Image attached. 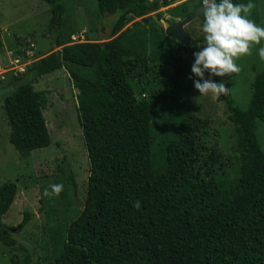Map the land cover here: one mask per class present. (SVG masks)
Masks as SVG:
<instances>
[{
    "label": "trees",
    "instance_id": "trees-1",
    "mask_svg": "<svg viewBox=\"0 0 264 264\" xmlns=\"http://www.w3.org/2000/svg\"><path fill=\"white\" fill-rule=\"evenodd\" d=\"M43 1L52 12L56 47L62 48L37 56L25 72H12L17 84L2 100L12 128L9 140L21 157H28L51 144L44 117L48 99L33 84L65 69L76 91L90 175L79 214L62 230L55 264H264V149L257 133L264 122V68L250 85L247 108L231 96L223 98L234 127L232 162L209 141L210 120L195 111L181 106L161 122L160 133L155 126L157 110L161 114L169 103L180 105L183 93L194 89L192 53L204 45V36L192 38L188 46L165 34L166 58L152 64L122 43L123 34L102 43L89 42L86 35L88 42L72 44L65 0ZM96 1L98 14L116 17L114 35L134 18L157 26L150 14L171 4ZM200 6L201 0H187L170 9V24ZM35 48L30 43L13 51L23 62ZM5 50L0 30V54ZM160 142H166L164 156L156 162ZM66 179L73 182L72 173ZM17 192L15 182L0 186V243L10 248L18 244L17 228L4 218ZM25 215L23 225L31 216ZM12 263L22 264L14 258ZM24 264H31L29 254Z\"/></svg>",
    "mask_w": 264,
    "mask_h": 264
},
{
    "label": "rangeland",
    "instance_id": "rangeland-1",
    "mask_svg": "<svg viewBox=\"0 0 264 264\" xmlns=\"http://www.w3.org/2000/svg\"><path fill=\"white\" fill-rule=\"evenodd\" d=\"M167 1L171 3L169 6L150 14L153 17L161 13L164 27L171 25L169 20L172 14L169 10L187 0ZM251 3L253 7L249 18L264 26V0ZM65 5V16H69L65 26L74 36L83 33L89 35L92 41L102 43L123 34L122 43L139 51L152 64L165 60L167 38L153 20L134 18L114 35L116 17L98 14L96 0H65ZM51 18L50 6L43 0H0V30L5 47L14 51L23 50L33 42L36 45L33 61L37 60V56L60 50L62 47H56L55 28H50ZM202 21L203 16H199L186 26L192 38L204 36L200 31ZM260 46L253 44L250 54L235 60L240 68L238 73L222 77L228 88L226 94L200 96L197 90L192 89L183 93L180 105L169 103L161 110V114L157 110L154 115L157 131L160 133L161 122L169 114L184 106L188 111H195L210 120L209 141L217 145L227 159L235 162L234 127L229 119L231 111L223 98L231 96L241 107L247 108L251 96L250 85L264 68V61L257 55ZM2 56L4 63H7L6 54ZM13 75L16 74L8 72L5 80L0 83V89L4 86L0 93V186L6 182L18 184L15 202L4 218L6 224L17 228L13 236L18 244L10 248L0 243V264H13L12 258L24 264L28 254L31 256V264H55V257L65 237L62 230L79 214L90 175V161L77 109L76 91L65 69L47 74L33 84L37 91L45 92L48 99L44 117L51 144L32 151L28 157H21L9 140L12 128L2 100L17 84L11 81ZM207 75L205 73V78ZM257 133L264 149V122L258 124ZM165 144L160 142L156 146V162L163 159L162 147ZM61 168L66 175L60 171ZM71 173L73 182L69 183L66 177ZM63 179L64 182H61ZM51 184L63 185L58 196L44 195L45 189L51 191ZM26 213L31 216L23 225Z\"/></svg>",
    "mask_w": 264,
    "mask_h": 264
},
{
    "label": "clouds",
    "instance_id": "clouds-1",
    "mask_svg": "<svg viewBox=\"0 0 264 264\" xmlns=\"http://www.w3.org/2000/svg\"><path fill=\"white\" fill-rule=\"evenodd\" d=\"M252 7L251 0H248V3H234V0H201L203 21L200 31L204 33V45L192 53L194 59L191 63L189 76L194 89L200 96L226 94L228 88H226L225 82H216L212 77H224L226 74L238 73L240 68L235 60L242 55L250 54L253 44L261 45L257 49V55L261 61H264V44H262L264 26L249 18ZM83 35L85 39L82 42H88L86 34ZM73 37L75 36H72V44L82 43L74 42ZM33 49L31 50L32 56L23 61L29 62L23 72L34 62ZM8 51H12L14 54V51L8 48L4 53L6 54ZM205 73L208 74L207 78H205ZM6 74L0 81L5 80ZM49 187L51 191L45 189V196H58L63 190L62 184H51ZM133 206L139 208L140 202L135 201Z\"/></svg>",
    "mask_w": 264,
    "mask_h": 264
},
{
    "label": "water",
    "instance_id": "water-1",
    "mask_svg": "<svg viewBox=\"0 0 264 264\" xmlns=\"http://www.w3.org/2000/svg\"><path fill=\"white\" fill-rule=\"evenodd\" d=\"M203 14L201 6L196 8L193 12L188 14L184 19L178 20L176 23L171 24L170 26L164 27L163 23L157 16H153L155 21L160 27H164L165 34L171 39H175L178 42L192 46V36L185 29L193 20L198 19L200 15Z\"/></svg>",
    "mask_w": 264,
    "mask_h": 264
},
{
    "label": "built area",
    "instance_id": "built-area-1",
    "mask_svg": "<svg viewBox=\"0 0 264 264\" xmlns=\"http://www.w3.org/2000/svg\"><path fill=\"white\" fill-rule=\"evenodd\" d=\"M85 36L82 34L80 36L73 37L74 42H82L84 41ZM33 47L34 44H31ZM32 51H27L28 56H32ZM7 56V63H4L2 55H0V79L3 78L4 74L8 72H23L29 62H22L20 56H16L13 54L12 51H8L6 53Z\"/></svg>",
    "mask_w": 264,
    "mask_h": 264
},
{
    "label": "crops",
    "instance_id": "crops-1",
    "mask_svg": "<svg viewBox=\"0 0 264 264\" xmlns=\"http://www.w3.org/2000/svg\"><path fill=\"white\" fill-rule=\"evenodd\" d=\"M4 87V86H3ZM3 87L0 89V93H2L3 92Z\"/></svg>",
    "mask_w": 264,
    "mask_h": 264
}]
</instances>
